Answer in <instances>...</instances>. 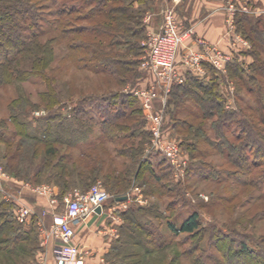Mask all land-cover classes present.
I'll list each match as a JSON object with an SVG mask.
<instances>
[{
  "label": "trees",
  "instance_id": "obj_1",
  "mask_svg": "<svg viewBox=\"0 0 264 264\" xmlns=\"http://www.w3.org/2000/svg\"><path fill=\"white\" fill-rule=\"evenodd\" d=\"M147 1L139 0L137 4L145 5ZM138 9L134 8L133 0H0V90L15 82L43 85L44 90L37 93L38 103L32 108L43 106L54 114L37 128H31L26 121L30 101L18 95L6 102L7 114L0 118V144L6 146L1 165L12 177L28 181L32 173L35 184L42 177V182L58 187L59 199L69 190L83 192L101 181L116 202L124 197L133 180L155 187L150 191L159 200L165 194L169 196L159 184L165 174L158 169L163 164L166 168L171 165L159 153L146 152L149 133L144 111L137 98L119 89L137 81L141 76L139 70L143 71L139 60L143 54L140 46L143 12ZM236 24L237 31L249 40L253 49L255 64L251 67L253 74H249L252 86L246 88L247 83L240 79L236 60L230 62L227 72L237 79L246 95L256 98L251 102L250 98L237 96L238 110H224L214 93L217 78L213 76H218V72L207 66L206 76L211 72L207 84L199 80L204 76L187 75L183 84L172 86L164 128L169 136H177L180 148L183 143L189 145L187 153L193 163L187 174L199 179L222 176L230 181L232 190L237 186L258 191L256 196L249 195L239 204L238 218L247 214L246 224L252 226L253 220L264 218V19L242 15ZM26 62L29 67L21 69L20 64ZM257 83L260 86L254 90ZM62 98H76L70 119L76 121L77 127L69 123L68 116H57L65 102ZM92 111L102 116L96 121ZM84 118L89 119L91 127L98 126L95 138L90 139L89 131L84 130ZM7 124L13 127L9 131ZM40 126L44 127L42 132L38 130ZM159 156L162 157L159 162L152 161ZM213 157L220 164L211 166V160L206 162ZM256 169L260 172L254 174ZM236 190L235 197L225 199V203H234ZM216 195H212L211 203L222 205ZM257 205L256 213L248 216ZM4 206L8 212H0V264H21L22 258L34 259L36 249L31 230L23 228L27 222L19 224L14 220L12 201L1 202L0 207ZM166 210L171 211L170 202ZM134 211L121 212V217L151 239L147 256L163 251L171 237H198V210L180 220L181 215L167 220V235L152 230L151 223L149 228L145 226ZM129 227L121 226V230L124 232L125 228L128 240L134 238L130 245L138 247L139 233L133 235ZM220 232L209 238L210 248L219 255L206 253L202 259L200 255L194 259L195 264H228L225 260L229 257H241L246 264H264V233L254 242L255 248H250L246 241H236ZM120 242L118 239L107 252V260L114 252H120L112 264H127L124 260L138 256L137 250L126 252ZM227 242L229 245L224 247ZM232 242L237 244L235 249L230 246ZM199 249L198 244L191 251Z\"/></svg>",
  "mask_w": 264,
  "mask_h": 264
},
{
  "label": "rangeland",
  "instance_id": "obj_2",
  "mask_svg": "<svg viewBox=\"0 0 264 264\" xmlns=\"http://www.w3.org/2000/svg\"><path fill=\"white\" fill-rule=\"evenodd\" d=\"M139 0H133L134 2V8H139L138 10H141L143 12L141 17V24L144 29L143 38L140 40V46L143 48V54L139 57V60L144 58L146 54V46L145 43L148 39V33L149 31H157L160 24L162 23L164 12L167 10L173 9V12L175 13L178 20H184V17L187 15L188 10L182 9L172 1L170 3L162 2L161 0H148L145 5H138L137 2ZM178 1V0H177ZM217 1L220 7H222V12L225 14L224 20L226 25V36L228 37V44L234 43L235 44V52H233V60L237 62V66L239 68L238 75L242 81H244L246 84V88L249 86H252V83L250 81V75L253 74V71L251 67L255 64L253 61V49L252 46L247 38H244V36L241 34V32L237 31V24L236 20L237 18L242 17V15L249 16L253 19H264V0H187V2L194 3V4H202V8L206 10L207 7L206 3L211 4L212 2ZM200 2V3H199ZM213 4V3H212ZM208 6V5H207ZM213 5H211L212 7ZM227 20H232V31L230 32L228 30V23ZM235 36H238L240 39L246 41L249 45V47H244L242 44L238 41L239 44H237V40ZM209 42V41H208ZM230 44V45H231ZM220 46V44H217ZM194 44L192 45V47ZM223 50L226 48L221 47ZM227 50V49H226ZM229 50V48H228ZM183 50L180 51V54ZM22 64V65H21ZM20 68H24L25 66L29 67V62L21 63ZM19 66V64H18ZM139 70V69H138ZM141 73V76L139 79L134 83H127L122 88L119 89L122 90V92H125V89H132L136 88L139 85L145 84L146 82H149V78L146 72H143L139 70ZM228 71V69H227ZM211 72L207 73V76L205 75L203 78H200L199 80L203 82V84H207L209 82V76ZM217 78L215 82V90L214 93L218 95V98L220 100V104L222 108L229 112H236L240 106V102L237 101V96H244L251 99V102H253L254 96L246 95L244 92V89L240 87L238 84L239 82L234 77H229L228 72H226V75L224 77L223 74L218 72V76L215 74L213 76ZM139 82V83H138ZM138 83V84H137ZM258 83L256 86H254V90L258 88ZM230 89L232 92L230 93ZM44 87L43 85L39 84H30V83H14L13 85L6 87L5 89L0 90V118H3V116H6L7 112L4 109L6 102L10 97L14 96H22L23 98H27L30 101V106L28 107V113L29 118L26 120L30 125L31 128H37L38 124H42L47 121L48 117H52L54 114L53 112H49L43 108V106H39L38 109H33L32 105L35 103H38L37 100V93L39 91H43ZM62 107L58 111L60 112L58 117H67L69 123H71L72 126L77 127L76 121H71V115H72V108L75 106V100L74 99H66L62 98ZM264 100V97H263ZM69 101V102H68ZM117 102H120L119 99H116ZM139 102V101H138ZM231 103V104H230ZM140 103H138L139 105ZM230 104V105H229ZM106 106V103L105 105ZM89 108V107H88ZM92 115L95 116V120L97 121L100 116H102V113H98L96 111H92ZM57 117V118H58ZM145 118V117H144ZM166 118V117H165ZM59 119V118H58ZM40 120V122H39ZM54 123L55 121L52 120ZM64 124L67 123L63 122ZM146 123V120H145ZM84 130L89 131V138H95L98 134V126H92L91 122H89V119L84 118ZM6 130L9 131L12 126L7 124ZM145 128L147 130V123L145 125ZM40 129V130H39ZM39 132H42L44 130L43 126H40L38 128ZM177 136H170L169 138L175 140L179 144V140L176 139ZM183 146L181 147V152L183 156L187 160V167L193 163V161L189 158V155L187 153V150L189 149V145L187 143H183ZM62 149V148H61ZM43 151V150H42ZM41 151V155H42ZM6 152V146L4 144H0V167L5 172L6 177H0V188L3 190V192H0V203L1 202H13V211L12 216L14 214V210L18 208V206L21 204L24 205L21 201L15 200V195L20 191L21 189H26L25 184H28L31 187H37L38 185H49L53 188L51 184L42 182L44 180L42 177L40 181L36 182L33 179L32 173L28 176V181L26 180H19L17 178L12 177L9 173H7L3 166L1 165L3 163V157ZM146 153V152H145ZM41 155L37 159H41ZM153 158V157H152ZM161 156L154 157L152 159L153 162L157 161L159 162L161 160ZM210 164L211 166L220 164V160L217 157H213ZM199 162V161H198ZM208 164V163H207ZM215 170H219L218 167H214ZM158 170H163V174H165V177L162 179V181L159 184L163 185V192L169 193V196L165 194L162 200H159L157 196H153L151 193V189L155 187H151L149 184L141 182V181H132V186L126 189L124 197H126V200L115 202L112 200V194L107 191L109 194V199L105 204V212L108 213L109 217L106 220V223L108 226H110L114 233L112 235L109 234V244L110 246L116 244V241L119 239L123 244V249L127 250L126 252L137 250L138 256L136 258L128 259L127 261L124 260V263L127 262V264H130L134 262L135 264H195L194 259H198L201 256V259L203 256L207 253L208 255H214L218 256L219 253L216 251V249L210 248V236L214 234H219L233 238L234 240H244L248 243L250 248H255L254 242L257 240H260V233H264V218L261 220L257 219L252 221V226L246 224L248 217L247 214L242 215L241 218H238V213L240 212L239 204L245 201L249 195L256 196L258 194L257 190H253L250 188H239L236 186L237 195L234 203H225L224 200L228 199L230 200L233 198L232 196L234 193V190H232V185L230 181L225 177H220L221 179H199L198 177H194L193 175L187 174V171L185 170L182 177H177L173 168L169 167L166 168V165H162ZM159 172V171H158ZM260 170L256 169L253 171L254 174L259 173ZM47 173V172H46ZM45 173V174H46ZM43 175V177L45 176ZM33 182V183H32ZM101 182V181H97ZM96 182V183H97ZM94 184V183H93ZM92 184V185H93ZM102 184V182H101ZM103 185V184H102ZM150 186V187H149ZM151 188V189H150ZM30 191V190H28ZM79 191V190H78ZM31 192V191H30ZM218 194L216 195V193ZM32 193V192H31ZM71 193V192H67ZM22 194V193H21ZM34 194V193H32ZM216 195L221 200V204L214 205L211 203V197L212 195ZM36 195V194H34ZM14 196V197H13ZM22 196V195H21ZM58 195L54 196L55 203L50 206L49 200L44 197L45 200H47V206L43 209L44 213L51 218L52 210H56V212H61L64 209V202L63 197L59 199L57 197ZM64 196V195H63ZM235 197V196H234ZM227 201V200H226ZM171 203V211L166 210V204ZM260 203V202H259ZM258 203V204H259ZM27 204V203H26ZM262 205V203H261ZM27 206V205H26ZM5 207V206H4ZM0 207V212H8V207L4 208ZM32 210L34 209L30 205H28ZM254 206L252 208V211L248 213V216L253 215L256 213V211L259 208V205H257V208ZM143 209V212L138 211L137 209ZM6 209V210H4ZM135 210L134 214L135 217L143 224H146L145 226H148L151 223L153 225L152 230H157L160 233L167 235L166 230V221L167 220H174L177 216L181 215L179 220L182 218V216H186L188 213H190L193 210H198L200 214V226L198 231V237L197 244L195 243L196 239H191L188 236L185 235H179L176 238L169 239L170 244L166 246V248L159 252L158 254H154L153 256H147L146 250H150L151 246L148 244L151 239H147V236L140 232V230L136 229L134 225L128 223L121 217V212H126L127 210ZM152 209V212H151ZM111 212H110V211ZM238 218V220H237ZM130 226L129 228L132 231L133 235H137L139 239L141 240L138 243V247H135L134 245H130L132 243V240H128L129 232L125 230L122 232L121 226ZM133 237V236H132ZM198 239H200L198 243ZM134 243V242H133ZM200 246V249L198 251H191L193 250V246L198 245ZM229 243L223 244L224 247L228 246ZM121 246V245H120ZM230 246L235 249L237 244L235 242L230 243ZM201 255V256H200ZM120 256V252H114L113 255L107 260L108 264H112V260H118L117 258ZM121 261V259H119ZM228 264H246L245 260H243L241 257H229L228 260H225ZM224 261V262H225ZM137 262V263H136ZM208 264H211L208 262Z\"/></svg>",
  "mask_w": 264,
  "mask_h": 264
},
{
  "label": "built area",
  "instance_id": "obj_3",
  "mask_svg": "<svg viewBox=\"0 0 264 264\" xmlns=\"http://www.w3.org/2000/svg\"><path fill=\"white\" fill-rule=\"evenodd\" d=\"M231 21L227 20L228 30L233 32ZM195 35L193 27H183L173 9L165 11L157 31L148 33L145 43L146 54L140 62V69L147 73L149 82L136 88L125 89L127 94L138 99L144 111L149 133L146 152H157L163 156L177 177L183 176L187 160L179 144L169 138V132L164 128V113L171 88L183 84L187 75L205 76L207 66L225 76L235 52L234 43H230L227 50H223L217 44ZM235 38L237 44L239 41L242 46L249 47L246 41L238 36ZM181 50L183 52L179 55ZM0 177H6L1 167ZM25 187L36 195L46 197L50 206L55 203L56 194L51 186L43 184L31 187L25 184ZM0 192H3L1 188ZM108 199L109 194L101 182L94 183L83 192L75 190L65 194L64 209L61 212L52 210L51 223L48 227L42 226L43 244L51 245L50 258L39 255L31 264H84L83 252L75 242L74 224L95 213L96 208L99 207L101 210ZM15 200L21 201V192L15 195ZM32 213L30 207L20 204L14 210L13 218L17 223L23 224Z\"/></svg>",
  "mask_w": 264,
  "mask_h": 264
},
{
  "label": "crops",
  "instance_id": "obj_4",
  "mask_svg": "<svg viewBox=\"0 0 264 264\" xmlns=\"http://www.w3.org/2000/svg\"><path fill=\"white\" fill-rule=\"evenodd\" d=\"M172 3L176 6L179 5L180 10H188L184 20H180L183 27H193L196 32V37H203L210 43L220 44V47L227 48L228 37L226 36L225 14L222 12V7L218 5L219 3L217 1L212 2L213 4L206 3V10L202 8V4L204 3L200 5L197 3L192 4L187 2V0H172ZM211 5L213 6L211 7ZM52 186L55 194L58 195V187ZM75 190L77 189L69 190L68 192ZM21 191V202L25 206L30 205L34 208L32 215L27 220V224L23 225V228L31 230L36 249L35 258L43 255L49 259L51 245L43 244L42 234V226L48 227L51 223L50 216L43 212V209L47 206V200L42 196L32 194L26 189H21ZM108 217L109 215L105 212L104 205L99 213L95 210V213H91L85 220L74 224L75 242L83 252L84 264H108L107 252L110 248L109 234L112 235L114 233V230L106 223ZM34 259L33 257L22 258L21 264H31Z\"/></svg>",
  "mask_w": 264,
  "mask_h": 264
},
{
  "label": "water",
  "instance_id": "obj_5",
  "mask_svg": "<svg viewBox=\"0 0 264 264\" xmlns=\"http://www.w3.org/2000/svg\"><path fill=\"white\" fill-rule=\"evenodd\" d=\"M162 1H164V2H166V3H170L172 0H162ZM124 200H126V197L117 198V201H124ZM96 212H97V213L100 212V208H99V207L96 208Z\"/></svg>",
  "mask_w": 264,
  "mask_h": 264
}]
</instances>
